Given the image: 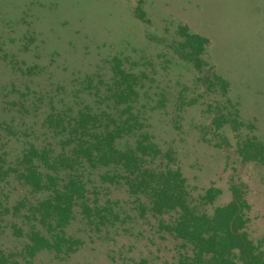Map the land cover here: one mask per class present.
I'll list each match as a JSON object with an SVG mask.
<instances>
[{
    "label": "rangeland",
    "instance_id": "rangeland-1",
    "mask_svg": "<svg viewBox=\"0 0 264 264\" xmlns=\"http://www.w3.org/2000/svg\"><path fill=\"white\" fill-rule=\"evenodd\" d=\"M183 25L207 38L201 70L181 54L189 49ZM118 67L135 74L125 78L139 93L132 110L143 132L174 151L170 163L181 167L191 193L218 187L213 203L205 204L210 210L231 199L235 184L249 204V236L264 250V0H0L3 167H19L31 143L59 150L61 136L47 121L48 111H101L112 103L116 80L124 85ZM220 113L223 125L216 127ZM137 135L119 145L134 143ZM251 137L261 146L256 158L244 160ZM81 170L90 185L91 214L79 209L66 229L82 242L66 256L46 251L26 258L20 253L24 237L13 224L25 232L30 200L43 194L29 192L9 169L0 181V198L9 207L0 215V264H162L164 253L155 244L160 238L148 237L150 223L133 213L134 196L101 178L115 167ZM120 204L130 206L120 214L128 222L111 225L116 218L110 210ZM101 210L107 214L98 218Z\"/></svg>",
    "mask_w": 264,
    "mask_h": 264
},
{
    "label": "trees",
    "instance_id": "trees-1",
    "mask_svg": "<svg viewBox=\"0 0 264 264\" xmlns=\"http://www.w3.org/2000/svg\"><path fill=\"white\" fill-rule=\"evenodd\" d=\"M181 28L185 32L184 45L189 47L181 54L201 70L207 38L189 33L184 25ZM115 73L125 80L124 85L116 80L108 96L112 103L108 102L101 111L90 106L77 111L69 106L68 112L64 109L67 115L48 111L47 121L58 128L55 131L61 136L59 150L31 143L19 156V167L4 168L0 162V181L11 174L9 169L15 170L17 181L24 188L32 194H43L30 200L28 229L24 232L21 225L13 224L14 231L24 237L20 253L32 258L39 252L66 256L74 251L82 238L68 233L66 227L79 209L87 216L91 214L87 211L91 204L90 185L81 169L90 172V167L110 165L115 167V173H102L101 178L122 184L127 196H134L133 213H140L150 223L148 230L152 232L148 237L160 238L155 244L156 251L164 253L159 255L162 264H264V250L250 238L245 226V208L249 204L240 189L232 185L231 199L208 210L205 204L213 203L220 189L210 185L197 197L191 193L181 167L170 163L174 151L159 147L147 131L143 132L142 118L132 110L139 93L135 81L125 78L135 74L119 67ZM209 75L222 80L226 88V81L218 74ZM52 109L56 106L52 105ZM222 120L220 113L212 123L220 127ZM135 134L134 143L119 145L124 137ZM246 141L249 146L242 159L256 158V146L260 147L261 142L255 137ZM243 150L240 148L239 152ZM23 201L24 198L13 209H18ZM93 204L97 211L100 206ZM129 207L120 204L115 211L110 210L116 218L111 225L118 220L128 222L120 214L129 212ZM5 211L9 207L0 198V215ZM106 214L101 210L96 216Z\"/></svg>",
    "mask_w": 264,
    "mask_h": 264
}]
</instances>
